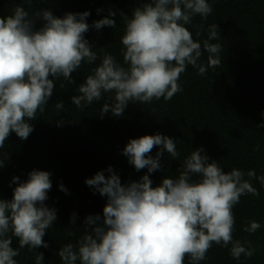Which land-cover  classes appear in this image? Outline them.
Returning <instances> with one entry per match:
<instances>
[{
  "label": "clouds",
  "instance_id": "9594fccd",
  "mask_svg": "<svg viewBox=\"0 0 264 264\" xmlns=\"http://www.w3.org/2000/svg\"><path fill=\"white\" fill-rule=\"evenodd\" d=\"M23 2L31 8L32 0ZM212 11L208 0H147L132 10L131 17L120 12L125 26L120 63L103 47L99 49L103 55L98 56L85 38L90 28L88 11L68 12L61 18L51 9L30 14L17 5L12 14L0 17V149L12 132L22 140L29 137L34 130L29 121L45 111L54 81L63 77L75 83L71 74L85 62L93 64L100 59L92 74L78 85L79 95L71 97L81 110L100 101L104 94L109 95L101 118L109 113L123 116L129 102L171 100L182 91L179 80L188 65L203 76L221 64L222 45L210 42L221 37L217 24L209 26L208 38L202 44L185 26L197 15L206 20ZM115 16L116 11L109 10V15L93 21L92 27L116 28ZM41 18L44 24L36 30L35 21ZM204 52L208 53L207 65L199 62ZM55 108L62 111L63 101ZM156 146L160 150L152 156ZM165 150L173 159L180 156L173 138L145 134L131 138L122 154L137 171L146 168L150 174L161 169ZM258 150L259 144L254 148ZM7 158V153L0 152V168ZM107 172L110 175L98 171L85 180L107 197L106 204L102 216L85 217L84 231L75 243L59 248L62 264H184L186 257L191 264H199L207 259L213 244L231 245L229 254L238 261L255 255L257 249L250 241L233 239L234 206L242 196H259L253 180L264 187V175H257L254 169L225 172L216 160L210 162L201 147L184 159L177 178L164 177L157 186L149 174L123 184L112 166ZM50 176V172L37 169L22 182L14 176L12 198H0V264H18L14 258L25 247H48L43 237L57 219L56 209L45 204L52 188ZM59 187L67 193L62 183ZM260 228L258 221L251 220L243 231L255 233ZM77 232L68 229L67 234L75 236ZM13 237L18 238L16 248L12 247ZM43 261L44 254L36 252L35 264Z\"/></svg>",
  "mask_w": 264,
  "mask_h": 264
},
{
  "label": "trees",
  "instance_id": "16d2710c",
  "mask_svg": "<svg viewBox=\"0 0 264 264\" xmlns=\"http://www.w3.org/2000/svg\"><path fill=\"white\" fill-rule=\"evenodd\" d=\"M147 0H32L31 8L23 0H0V17L12 14L17 6H23L31 14L34 10L51 9L53 14L63 17L68 12L88 11L86 18L89 31L85 38L92 44L98 56L104 51L123 63L121 37L124 24L120 12L131 17L135 7L142 6ZM213 11L203 20L194 16L192 23L185 25L193 39L203 43L208 38L209 26L216 23L220 43L221 64L209 68L200 76L198 70L188 65L181 74L179 83L182 91L169 101L163 98L151 103L129 102L124 115L114 117L110 113L101 118L100 111L109 94L100 101H94L82 110L72 103L71 97L79 95L78 85L84 83L86 76L99 65L100 59L93 64L82 63L73 72L75 83H68L60 77L49 98L45 111L37 113L31 120L33 132L26 140L20 139L15 132L7 138L0 152L8 154L5 165L0 168V198L10 200L16 182L28 179L33 169L51 173L52 188L45 204L55 208L57 219L46 230L43 237L47 248L40 247L20 250L15 257L18 264H35L36 252L44 254L43 264H62L58 250L66 243L75 241L84 231V220L88 215L103 214L107 197L101 196L85 180L98 171L112 166L121 182L127 184L139 180L147 169L137 171L122 150L131 138L157 133L176 141L180 156L173 159L165 150L160 158L161 169L150 173L153 186L161 183L164 177L177 178L184 159L198 148H203L210 162L216 160L225 172L233 168L254 169L257 175H264V0H208ZM97 9H100L98 12ZM116 11V28L92 27L93 21ZM44 24L37 19L34 28ZM202 27L200 36L196 32ZM208 53L204 52L200 63L207 65ZM51 78V77H50ZM64 84V87H61ZM63 101L64 109L58 113L55 104ZM62 122V124H58ZM259 144V150L254 151ZM153 148L152 156L159 151ZM198 177L193 176V179ZM63 184L67 193L59 187ZM259 196H242L234 206L235 230L233 239L241 242L248 240L257 249L251 258L235 260L229 254L231 245L222 247L213 244L207 259L199 264H264V187L258 180L252 181ZM75 213V224L72 216ZM256 220L261 228L255 233L243 231L249 221ZM68 229L77 230L75 236L67 234ZM18 238H12V247H18ZM184 264H191L186 257Z\"/></svg>",
  "mask_w": 264,
  "mask_h": 264
}]
</instances>
